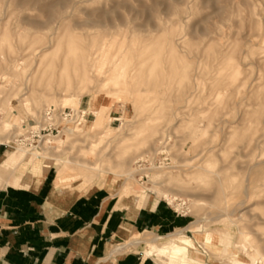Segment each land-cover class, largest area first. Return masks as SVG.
<instances>
[{"label": "rangeland", "instance_id": "1", "mask_svg": "<svg viewBox=\"0 0 264 264\" xmlns=\"http://www.w3.org/2000/svg\"><path fill=\"white\" fill-rule=\"evenodd\" d=\"M47 109L87 116L17 146ZM0 146L10 176L183 216L118 255L185 229L196 264L264 258V0H0Z\"/></svg>", "mask_w": 264, "mask_h": 264}, {"label": "crops", "instance_id": "2", "mask_svg": "<svg viewBox=\"0 0 264 264\" xmlns=\"http://www.w3.org/2000/svg\"><path fill=\"white\" fill-rule=\"evenodd\" d=\"M51 173L40 167L28 179L0 174V264H153L148 257L112 253V241L185 225L183 216L158 203L137 208L105 191L77 196L56 189Z\"/></svg>", "mask_w": 264, "mask_h": 264}, {"label": "bare ground", "instance_id": "3", "mask_svg": "<svg viewBox=\"0 0 264 264\" xmlns=\"http://www.w3.org/2000/svg\"><path fill=\"white\" fill-rule=\"evenodd\" d=\"M16 135V134H15ZM15 135L11 136V138L15 137ZM45 143H49V141H44ZM7 164L8 160L3 159L0 165V174L7 172ZM44 171L41 169L36 174V182H39L43 178ZM36 184V183H35ZM54 188L61 189L62 178L58 177L55 179ZM170 203L171 201L167 199ZM185 229L177 230L173 233L167 234L165 236H157L151 233H146L141 236V239L131 240L129 243L125 244L121 250V254L129 251L130 249H135L139 245H143L142 254L144 257L151 258L155 262L159 264H196L194 261H191L187 258L186 253L187 249L194 250V245L191 239H189L185 234ZM199 237V236H198ZM166 240L164 243H159L160 240ZM116 248V247H115ZM115 248L112 250L114 252ZM212 249V246L210 247ZM120 254V255H121ZM111 255V254H110ZM192 256L194 254H191ZM262 259V258H260ZM236 261V259H235ZM235 261H233L235 263Z\"/></svg>", "mask_w": 264, "mask_h": 264}, {"label": "built area", "instance_id": "4", "mask_svg": "<svg viewBox=\"0 0 264 264\" xmlns=\"http://www.w3.org/2000/svg\"><path fill=\"white\" fill-rule=\"evenodd\" d=\"M85 111L75 109L54 110L47 109L39 116L34 128H29L25 133L15 135L13 142L17 146L27 149H36L39 143L48 141L53 133L58 135L62 130L72 125H80L86 119ZM146 179V176H140ZM253 264H264V258L257 259Z\"/></svg>", "mask_w": 264, "mask_h": 264}]
</instances>
